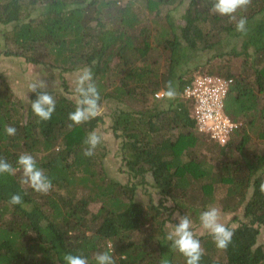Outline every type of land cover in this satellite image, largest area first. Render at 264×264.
<instances>
[{
	"label": "trees",
	"instance_id": "16d2710c",
	"mask_svg": "<svg viewBox=\"0 0 264 264\" xmlns=\"http://www.w3.org/2000/svg\"><path fill=\"white\" fill-rule=\"evenodd\" d=\"M183 2L0 0V24L10 26L4 55L63 72L89 68L99 106L107 98L125 103L110 114L108 128L121 138L128 174L125 183L108 175L101 141L84 155V140L104 124L101 114L69 127L76 101L37 89L24 104L0 73V158L17 169L0 174V264H65V254L96 264L102 252L115 264H186L171 247L166 224L174 222L175 211L199 224L210 207L223 214L241 210L243 218L226 226L233 233L226 249H218L209 233L194 235L203 249L200 264H264L257 244L264 225V0H251L235 19L212 13L214 0H188L176 25L168 7ZM241 18L244 32L235 27ZM197 51L214 54L190 68ZM225 56H242L243 69L233 72L229 61H218ZM206 66L205 73L233 80L224 109L236 127L224 145L197 129L192 102L183 94ZM170 80L176 98L155 97ZM41 91L56 101L48 121L31 110ZM7 126L16 129L14 136L6 134ZM23 153L52 181L47 194L20 184L16 161ZM146 173L169 205L135 199ZM13 193H20L23 205L8 202ZM90 203H99L98 209Z\"/></svg>",
	"mask_w": 264,
	"mask_h": 264
},
{
	"label": "clouds",
	"instance_id": "9594fccd",
	"mask_svg": "<svg viewBox=\"0 0 264 264\" xmlns=\"http://www.w3.org/2000/svg\"><path fill=\"white\" fill-rule=\"evenodd\" d=\"M251 0H214L210 11L222 16H228L235 19L234 14L238 9L246 8ZM246 19L241 18L236 23V31L244 32L246 30ZM43 81L33 83L30 86L32 92L39 88H44ZM165 91L159 95L173 100L177 96L176 88L170 80L166 82ZM75 92L79 99L77 100L75 110L68 114V120L72 125H80L95 117L99 112L100 94L96 85L93 83V73L89 68L80 70L76 80ZM56 101L53 96L46 91L37 94L34 101H31L32 112L42 121H48L52 118L55 111ZM5 132L9 136L16 134V129L7 126ZM100 143V137L91 132L84 140L87 148L84 149V155L90 156L93 150ZM17 166L22 170L20 184L26 185L41 194H47L52 188V181L45 174L44 170L37 165L36 159L29 153L21 154L16 161ZM16 168L7 160L0 158V174L12 175ZM260 190L264 193V183L260 185ZM11 205H23V198L20 193H13L8 201ZM173 218L177 221L174 224V230L169 234L168 240L171 241V247L177 250L186 258V264H200L203 255V249L200 241L195 238L191 230V221L186 214L179 211L173 213ZM201 227L206 230L213 239L218 249H226L231 242L233 233L224 224L220 223V212L215 207H210L201 212L199 216ZM65 264H88V260L80 255L65 254L63 257ZM96 264H115L113 257L108 252L97 253L95 256ZM161 264H170L167 259L162 260Z\"/></svg>",
	"mask_w": 264,
	"mask_h": 264
},
{
	"label": "rangeland",
	"instance_id": "374dc122",
	"mask_svg": "<svg viewBox=\"0 0 264 264\" xmlns=\"http://www.w3.org/2000/svg\"><path fill=\"white\" fill-rule=\"evenodd\" d=\"M187 3L188 0H184L183 3L177 6L168 7L170 15L176 25L177 23H181V16L187 6ZM9 28L10 26L0 24V73L5 77L11 90L15 93V95L18 96L24 104H27L32 93V91L30 90V86L33 83L43 81L45 87L40 89L53 90L58 91L60 93L63 92L64 94H66L77 102L79 97L75 92V87L76 80L80 74V70L63 72L57 68H52L47 64H32L26 62L22 57L19 56L4 55L3 51L4 46L6 44L4 35L9 30ZM224 46L225 48H230V46L227 47V45L225 44ZM239 46L240 43H238V50L240 49ZM213 54V51L195 52V54L192 55L193 57L191 56L192 59L189 61V67L194 68V66L196 65L203 66ZM218 61L223 63L229 61L228 63L233 72L240 71L241 69H243L244 66L242 56L228 58L227 56H225L224 59ZM212 64H214V62H212L210 65ZM207 68L208 67L206 66L205 69L202 68L201 70H197L198 72H195L193 75L205 72ZM63 81L66 82V91L62 84ZM162 100L163 101L160 100L161 102L158 105L160 108L165 105V99ZM124 104L125 103L123 102L119 103L116 99L113 98H107L105 101H103V103L99 106L98 114H101L103 116L104 124L100 125L97 129L94 130V132L100 137V141L102 142L100 146L105 147L106 150L104 166L108 175L113 179L121 181L122 183H125L128 180V174L126 172V167L123 165L122 162L120 150L121 138L114 136L111 130L108 128V125L110 124V114L117 108L119 109L123 107ZM144 181V183L140 184L136 188L135 199L137 201H141L143 202V204H146L150 200L156 204L160 201L168 205L171 203V201L167 200V198H164V196H162L154 187L153 181L149 173H146ZM98 207L99 203H90L89 205V208L92 211L97 210ZM234 216L238 218L235 221L233 219ZM242 218L243 217L241 210L239 211V213L236 212L235 214H232V212L227 214L220 213V223L224 224L225 226H236L238 221ZM173 221L174 222L166 224L169 234L173 232L174 224L177 223L174 218ZM191 230L193 231L194 235H202L208 233L201 227L200 223L198 224L191 222ZM257 244L264 248V225L259 226Z\"/></svg>",
	"mask_w": 264,
	"mask_h": 264
},
{
	"label": "built area",
	"instance_id": "2783aa9c",
	"mask_svg": "<svg viewBox=\"0 0 264 264\" xmlns=\"http://www.w3.org/2000/svg\"><path fill=\"white\" fill-rule=\"evenodd\" d=\"M198 72V71H197ZM232 78L221 77L205 72L197 73L184 89V96L192 102V116L196 120L197 129L205 132L220 145L226 144L236 127L224 109ZM162 92H157L155 97Z\"/></svg>",
	"mask_w": 264,
	"mask_h": 264
}]
</instances>
